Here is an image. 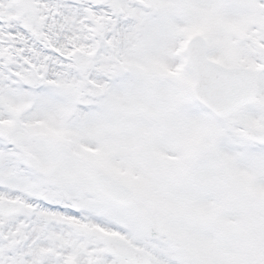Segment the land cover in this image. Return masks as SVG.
Masks as SVG:
<instances>
[{"label":"snow or ice","instance_id":"snow-or-ice-1","mask_svg":"<svg viewBox=\"0 0 264 264\" xmlns=\"http://www.w3.org/2000/svg\"><path fill=\"white\" fill-rule=\"evenodd\" d=\"M0 264H264V0H0Z\"/></svg>","mask_w":264,"mask_h":264}]
</instances>
